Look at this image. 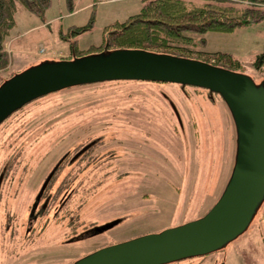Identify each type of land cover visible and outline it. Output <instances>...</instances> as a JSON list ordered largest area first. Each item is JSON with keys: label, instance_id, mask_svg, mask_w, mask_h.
Returning <instances> with one entry per match:
<instances>
[{"label": "rangeland", "instance_id": "374dc122", "mask_svg": "<svg viewBox=\"0 0 264 264\" xmlns=\"http://www.w3.org/2000/svg\"><path fill=\"white\" fill-rule=\"evenodd\" d=\"M142 6V0H51L35 15L19 5L0 88L38 65L82 66L88 57L73 56L74 38L61 33L93 16L76 39L87 50L102 44L106 26ZM206 38L192 56L233 54L264 93V69L254 65L264 54V21ZM104 52L90 55L100 61ZM257 98L264 103L262 93ZM235 117L221 92L176 82L80 84L32 100L0 123V264H76L203 218L223 196L237 161ZM99 142L94 160L79 162L78 147ZM166 264H264V198L242 233L206 256Z\"/></svg>", "mask_w": 264, "mask_h": 264}, {"label": "water", "instance_id": "95a60500", "mask_svg": "<svg viewBox=\"0 0 264 264\" xmlns=\"http://www.w3.org/2000/svg\"><path fill=\"white\" fill-rule=\"evenodd\" d=\"M104 53L100 61L85 56L82 66L38 65L6 81L0 88V123L31 99L70 85L106 79L189 84L221 92L229 102L237 118V161L223 196L203 218L113 245L76 264H164L215 251L246 229L264 198V103L257 98L264 93L247 75L200 60L140 49Z\"/></svg>", "mask_w": 264, "mask_h": 264}, {"label": "trees", "instance_id": "16d2710c", "mask_svg": "<svg viewBox=\"0 0 264 264\" xmlns=\"http://www.w3.org/2000/svg\"><path fill=\"white\" fill-rule=\"evenodd\" d=\"M142 1L143 6L137 14L129 16L123 22L118 21L105 27L104 39L99 46H91L87 50H81L77 47V37L92 27L93 16L90 18L88 24L84 26H72L68 33H61L62 38L66 40L72 37L74 38L71 42L72 55L88 56L92 53L102 51L140 49L153 53L170 54L177 57L206 61L208 64L235 73H243L240 70L242 62L231 53L203 51L205 53L204 59L196 58L192 54L196 46L201 45L203 47L206 45V34L208 32H233L242 26L264 21V0H202L203 3L197 5L191 0ZM19 5L23 6L32 14L42 15L50 7L51 0H0V69L5 68L9 63L5 47L11 31L16 26V12ZM213 58L218 60V63L213 64ZM254 65L258 71L264 69V54L256 57ZM23 71L13 74L8 80ZM113 80L169 82L145 79H106L80 84L101 83ZM71 86L74 85L67 87ZM40 96L16 108L3 121ZM100 144L101 142L90 146H79L77 149L79 152L77 156L79 162H86L87 164L92 162ZM15 161L17 159L10 165L9 170H13V164L17 163ZM8 172L6 177L9 176ZM4 177V175L1 176L0 183ZM48 181L49 178L42 187L37 200L41 198ZM43 209L45 211V208ZM33 216L31 215V218ZM99 229L102 231L104 227H100Z\"/></svg>", "mask_w": 264, "mask_h": 264}]
</instances>
